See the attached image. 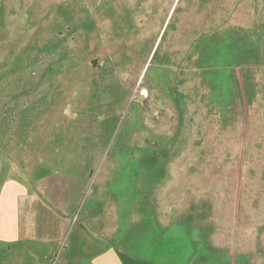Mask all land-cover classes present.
Listing matches in <instances>:
<instances>
[{
	"label": "rangeland",
	"instance_id": "1",
	"mask_svg": "<svg viewBox=\"0 0 264 264\" xmlns=\"http://www.w3.org/2000/svg\"><path fill=\"white\" fill-rule=\"evenodd\" d=\"M172 2L0 0V180L86 149L124 225L136 200L192 264H264V0H178L177 53L167 21L158 36Z\"/></svg>",
	"mask_w": 264,
	"mask_h": 264
},
{
	"label": "crops",
	"instance_id": "2",
	"mask_svg": "<svg viewBox=\"0 0 264 264\" xmlns=\"http://www.w3.org/2000/svg\"><path fill=\"white\" fill-rule=\"evenodd\" d=\"M177 1L166 9L158 34L161 37L167 21L162 35L169 28L174 53L185 44L179 35L184 31L170 22ZM197 8L192 7V17L200 14ZM222 17L214 8L211 22ZM190 22L188 38L194 33L200 37L197 18ZM191 51L197 53L193 70L203 68L198 48ZM53 149L51 153L47 148L38 160V171L43 172L32 174L15 165L0 180V264H192L191 253L184 251L177 235L162 232L155 238L141 231L136 200L133 217L130 213L124 225L114 198L98 196L102 184L89 179V172L101 168V159H89L86 149L74 156L59 145ZM237 260L234 255L230 264Z\"/></svg>",
	"mask_w": 264,
	"mask_h": 264
},
{
	"label": "built area",
	"instance_id": "3",
	"mask_svg": "<svg viewBox=\"0 0 264 264\" xmlns=\"http://www.w3.org/2000/svg\"><path fill=\"white\" fill-rule=\"evenodd\" d=\"M138 94L141 95V96H144V97H147V95H148L145 88H140L138 90Z\"/></svg>",
	"mask_w": 264,
	"mask_h": 264
}]
</instances>
